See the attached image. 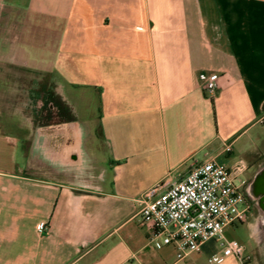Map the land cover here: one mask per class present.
I'll use <instances>...</instances> for the list:
<instances>
[{
    "label": "crops",
    "instance_id": "0c3cea01",
    "mask_svg": "<svg viewBox=\"0 0 264 264\" xmlns=\"http://www.w3.org/2000/svg\"><path fill=\"white\" fill-rule=\"evenodd\" d=\"M37 52L71 118L31 129L0 74V264H258L215 239L177 258L139 199L204 160L264 165V0H0V73Z\"/></svg>",
    "mask_w": 264,
    "mask_h": 264
},
{
    "label": "built area",
    "instance_id": "2783aa9c",
    "mask_svg": "<svg viewBox=\"0 0 264 264\" xmlns=\"http://www.w3.org/2000/svg\"><path fill=\"white\" fill-rule=\"evenodd\" d=\"M197 78L204 91L213 92L219 74L201 71ZM243 169L242 164L230 167L208 159L196 163L179 179L169 173L141 195L139 215L164 244L174 247L179 259L215 239L223 256L234 255L243 262L245 246L224 235L225 227L248 222L252 213Z\"/></svg>",
    "mask_w": 264,
    "mask_h": 264
},
{
    "label": "rangeland",
    "instance_id": "374dc122",
    "mask_svg": "<svg viewBox=\"0 0 264 264\" xmlns=\"http://www.w3.org/2000/svg\"><path fill=\"white\" fill-rule=\"evenodd\" d=\"M37 31V29H36ZM36 45L40 48H50L52 50V56L55 54L56 38L52 35L51 40H44L43 32H36ZM9 41V47H11ZM39 53L35 57L34 62L31 61L24 65L22 60L15 62L10 69L5 68L3 74L9 80V83H14L11 91H14L13 101L16 111H19L24 115L26 123L29 127L34 130V127L39 126L43 128L45 126H55L66 120L70 116V112H58L55 109L56 105L60 106L57 99L58 95L55 92V83L57 81L56 77L50 73H46L43 65H39L40 57ZM48 94L51 96L46 99L44 96ZM49 107V108H48ZM71 118V117H69ZM264 128H261V130ZM262 145V141L259 142ZM25 149L29 147V144L24 145ZM228 164L231 163L230 160L225 159ZM70 169V167H68ZM88 171V170H87ZM86 170L84 172H78L76 168L72 169L70 174L77 176L81 180H87L90 177ZM81 173V174H79ZM79 174V175H78ZM261 210L252 211L250 221L251 230L253 238L250 236V229L246 222L237 223L231 226H227L224 229V235L228 239H235L240 244H243L246 248H253L255 260L258 264H264V226L260 220ZM245 254V253H244Z\"/></svg>",
    "mask_w": 264,
    "mask_h": 264
},
{
    "label": "water",
    "instance_id": "95a60500",
    "mask_svg": "<svg viewBox=\"0 0 264 264\" xmlns=\"http://www.w3.org/2000/svg\"><path fill=\"white\" fill-rule=\"evenodd\" d=\"M250 196L256 200L257 206L262 211L261 223L264 226V165L258 168L249 185Z\"/></svg>",
    "mask_w": 264,
    "mask_h": 264
},
{
    "label": "flooded vegetation",
    "instance_id": "af4514ba",
    "mask_svg": "<svg viewBox=\"0 0 264 264\" xmlns=\"http://www.w3.org/2000/svg\"><path fill=\"white\" fill-rule=\"evenodd\" d=\"M54 87H55V92L58 95L57 99H58V101L60 103V106L59 105H56L55 106V109H57L58 112H65V111L66 112H69L70 109L65 105L64 101L61 99V97H60V95H59V93L57 91V85H56V83H55ZM44 97L46 99H48L51 96H49L48 94H46ZM69 117H71V116H68L66 119H68ZM250 181H251V178L250 179L249 178H246V182H245V185H244V191L246 193L247 198L250 200L251 210L253 211L255 209L256 211H258L259 210V207L257 206L256 200L253 199V198H251V196H250V193H251L250 190H249Z\"/></svg>",
    "mask_w": 264,
    "mask_h": 264
},
{
    "label": "bare ground",
    "instance_id": "6f19581e",
    "mask_svg": "<svg viewBox=\"0 0 264 264\" xmlns=\"http://www.w3.org/2000/svg\"><path fill=\"white\" fill-rule=\"evenodd\" d=\"M261 213H262V211H261ZM262 216H263V215L261 214V218H260V220H262Z\"/></svg>",
    "mask_w": 264,
    "mask_h": 264
}]
</instances>
